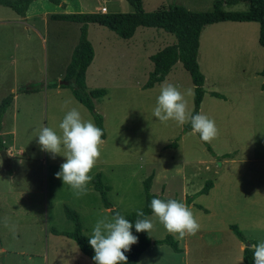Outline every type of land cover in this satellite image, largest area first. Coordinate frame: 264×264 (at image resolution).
<instances>
[{"label":"rangeland","instance_id":"374dc122","mask_svg":"<svg viewBox=\"0 0 264 264\" xmlns=\"http://www.w3.org/2000/svg\"><path fill=\"white\" fill-rule=\"evenodd\" d=\"M60 1L55 5L33 0L27 20L0 6V102L13 96L2 120L3 145L12 155L7 168L0 156V264H90L72 239L52 230H73L64 216L65 206L78 214L88 238L99 219L112 217L93 189L96 174L110 187L107 198L121 214L144 206L143 181L153 174L151 193L186 203L199 220L201 228L195 236L179 239L154 214L149 216L155 225L150 239L171 236L183 251L152 245L137 264H243L242 241L230 227L242 233L247 241L244 246L264 242V79L260 75L264 48L258 44V24L210 25L201 36L197 62L205 81L199 113L215 120L220 130L216 139L207 142L211 151L197 134L183 132L186 124L161 123L153 115L165 80L186 93L192 112L193 85L181 63L160 84L142 88L153 69L149 57L174 44V36L138 28L131 40H124L106 28L88 25L96 57L86 72V90L106 92L94 100L95 110L103 117L105 144L87 194L77 198L56 178L65 158L53 159L41 151L37 138L43 126L59 132L58 125L71 108L94 123L90 112L74 98L71 86L59 85L79 25L51 20L50 15L90 13L102 5L109 13H128L132 8L124 0ZM213 1L142 0V5L146 12L170 4L208 12ZM247 8L246 3H239L223 5L222 10ZM8 51L15 61L10 67ZM53 83L58 87H47ZM26 88L39 91L22 93ZM212 92L223 98L213 97ZM208 182L211 188L201 192ZM5 218L10 227L4 226Z\"/></svg>","mask_w":264,"mask_h":264},{"label":"trees","instance_id":"16d2710c","mask_svg":"<svg viewBox=\"0 0 264 264\" xmlns=\"http://www.w3.org/2000/svg\"><path fill=\"white\" fill-rule=\"evenodd\" d=\"M48 1L55 5H60L61 3L60 0ZM124 1L130 5L132 12L53 14L50 17L51 20L54 21L80 24L78 43L74 47L70 61L65 68V76L63 80L70 82L69 86H71L74 98L90 112L94 124L102 129L104 133L102 139H105L103 117L95 110L94 100L103 97L105 91L102 89L91 91L86 90V71L94 57V50L88 39L89 24L102 26L124 40L132 38L138 28L158 29L173 35L175 38L174 44L163 48L149 57L153 69L149 72L148 79L143 85V89H151L156 84L163 82L173 66L178 62L181 63L182 67L190 75L193 85V115L199 114L200 104L204 95L203 85L205 79L199 69L197 56L200 34L205 26L220 22L257 23L259 26L258 44L264 48V0H214L212 3V9L208 12L190 11L183 6L176 4H170L155 11L146 12L143 9L142 0ZM32 2L33 0H0V6L11 9L20 17H25ZM239 3H246L248 6L247 10L243 12H224L222 10L223 5L234 6ZM61 6L63 7V5ZM260 75L264 79V66ZM47 87L50 89L56 88L58 87V84L53 83ZM61 87L64 86L61 85ZM262 89H264V85L262 86ZM37 91L38 89L36 88H28L23 89L21 92L35 93ZM211 95L216 98H223V96L218 93H211ZM12 101L13 96L10 95L4 98L0 103V131L2 128L3 116L11 106ZM190 131L191 125L190 123H187L183 128V132ZM197 136L199 137V134H197ZM200 141L209 151H211L207 142H204L201 139ZM170 146H175V143ZM3 149V141L0 136V150ZM152 180L153 174H150L143 181L145 203L140 210H142L147 217L153 214L150 208L152 199L167 200L151 193L150 188ZM211 186V183L208 182L201 192L206 193ZM93 189L99 194L102 206L109 210L112 216L117 213L121 214L113 208L108 200L107 193L110 191V187L103 184L100 174H96L94 178ZM187 200L189 204L192 202L191 198H188ZM137 211L129 214H121L133 223V235L138 237V244L133 245L131 251L125 253L128 257V264H137L141 254L152 244L166 245L175 253L181 252L178 243L171 236L152 242L148 233L136 232L134 225L135 220L138 218ZM64 216L67 220L72 222L73 230L71 232H59L53 229L52 232L56 235H63L72 239L77 244L79 250L90 259L91 264H95L93 260L95 252L88 242V237L82 232V225L78 214L74 210L65 206ZM230 228L242 242L247 243L246 239L236 226H231ZM242 261L243 264H254L252 244H249L248 247L243 249Z\"/></svg>","mask_w":264,"mask_h":264},{"label":"clouds","instance_id":"9594fccd","mask_svg":"<svg viewBox=\"0 0 264 264\" xmlns=\"http://www.w3.org/2000/svg\"><path fill=\"white\" fill-rule=\"evenodd\" d=\"M187 94H191V91ZM153 115L161 123L175 121L180 126L190 123V135L199 134L204 142H211L220 134L215 120L203 113L193 115L186 93L167 80L160 85ZM58 127L59 132L51 127H41L37 132L38 143L41 151L49 153L53 159L56 156L65 158L66 162L61 165L56 178L62 179L64 185H68L80 198L87 194L88 185L93 179L91 173L101 158L104 133L92 121L84 120L77 108L68 110ZM150 208L164 228L179 239L195 236L200 231L198 218L182 201L154 198ZM137 217L134 225L136 232H146L150 237L154 223L142 210L137 211ZM4 226L10 227L6 218ZM132 229L133 223L119 213L111 218L99 219L88 238L95 252V264H128L125 253L138 244V237L133 235ZM252 249L254 264H264V242L252 245Z\"/></svg>","mask_w":264,"mask_h":264},{"label":"crops","instance_id":"0c3cea01","mask_svg":"<svg viewBox=\"0 0 264 264\" xmlns=\"http://www.w3.org/2000/svg\"><path fill=\"white\" fill-rule=\"evenodd\" d=\"M211 1H213V0H211ZM103 8H105V12H102V9ZM29 10V9H28ZM28 12V11H27ZM94 12H102V13H109L108 12V9L105 7V6H100V7H98V8H96L95 9V11ZM17 15V14H16ZM53 15V14H52ZM18 16V15H17ZM46 16H48V14L46 15ZM20 17V16H19ZM50 17H51V15H50ZM21 19H23V20H27V13H26V16L25 17H20ZM51 19V18H50ZM62 22H64V21H62ZM69 23H72V22H69ZM238 23V25H240V26H244V25H241V24H248V23H250V22H220V23H216V24H212L213 26H217V27H222V28H232V26H236L235 24H237ZM77 24V23H76ZM79 25V29H80V24H78ZM90 25V24H89ZM28 27H30L29 25H27ZM99 26V25H98ZM210 25H208V26H205L203 29H202V31H201V34H200V45H199V52H200V50H201V36H202V34H203V32H204V30H205V28H207V27H209ZM100 27H102V26H100ZM104 28V27H103ZM210 28V27H209ZM78 38H79V36H78ZM133 38V37H132ZM132 38H130V39H128V40H131ZM77 43H78V39H77V42H75V44L73 45V49H74V47L77 45ZM92 45V44H91ZM93 47V46H92ZM15 49V44H13V50ZM93 50H94V57H93V60H92V62H91V64H90V66L88 67V69H87V73L89 72V70L91 69V67L93 66V64H94V62H95V57H96V52H95V48L93 47ZM73 51V50H72ZM72 54V53H71ZM199 54V53H198ZM210 60L212 61V59L210 58ZM14 58L11 56V53H10V51H8V66L10 67V66H12L13 64H14ZM201 69V68H200ZM202 73V72H201ZM1 76H0V81H1ZM145 84V83H144ZM143 84V85H144ZM160 84V83H159ZM0 85H1V82H0ZM157 85V84H156ZM142 88H143V86H142ZM26 89H28V88H26ZM52 89H54V88H52ZM39 91V90H38ZM37 91V92H38ZM105 91V90H104ZM212 93H215V92H212ZM24 94H27V93H24ZM105 95H106V92H105ZM104 95V96H105ZM214 97V96H213ZM220 99V98H219ZM13 102V101H12ZM1 103V102H0ZM12 105V104H11ZM10 108V107H9ZM8 108V109H9ZM5 115V114H4ZM4 117V116H3ZM2 130H3V128H1V131H0V136H1V134H2ZM1 138H2V136H1ZM2 141H3V139H2ZM3 143H4V141H3ZM3 147H4V145H3ZM5 152H6V155H7V157L8 156H11L12 154L4 147V149H3ZM8 192H10L9 190H7V192H5V193H8ZM109 211V210H108ZM110 213V212H109ZM82 225V224H81ZM152 242L153 241H155V240H151ZM152 245H154V244H152ZM152 245H150V246H152ZM149 246V247H150ZM155 246H161V245H155ZM166 246V245H165ZM148 247V248H149ZM147 248V249H148ZM245 248V246H244V244H243V242H241L240 244H239V252H241L242 253V251H243V249ZM146 249V250H147ZM145 250V251H146ZM144 251V252H145ZM183 250H181V252H182ZM143 252V253H144ZM142 253V254H143ZM141 254V255H142ZM141 257V256H140ZM139 257V258H140ZM139 260V259H138ZM138 263V262H137ZM90 264H91V262H90Z\"/></svg>","mask_w":264,"mask_h":264},{"label":"water","instance_id":"95a60500","mask_svg":"<svg viewBox=\"0 0 264 264\" xmlns=\"http://www.w3.org/2000/svg\"><path fill=\"white\" fill-rule=\"evenodd\" d=\"M59 85H62V86H69L70 85V82L66 81V80H62L59 82ZM0 156L2 158V161H3V165L5 168H7L9 166V160H8V157L6 155V152L4 150H1L0 151ZM249 244H246L245 247H248Z\"/></svg>","mask_w":264,"mask_h":264},{"label":"built area","instance_id":"2783aa9c","mask_svg":"<svg viewBox=\"0 0 264 264\" xmlns=\"http://www.w3.org/2000/svg\"><path fill=\"white\" fill-rule=\"evenodd\" d=\"M102 12H105V8L102 9Z\"/></svg>","mask_w":264,"mask_h":264}]
</instances>
